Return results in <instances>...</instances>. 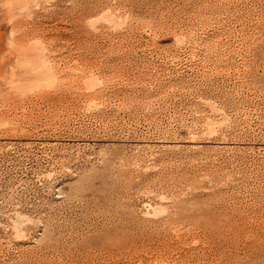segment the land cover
Returning <instances> with one entry per match:
<instances>
[{
  "label": "rangeland",
  "instance_id": "rangeland-1",
  "mask_svg": "<svg viewBox=\"0 0 264 264\" xmlns=\"http://www.w3.org/2000/svg\"><path fill=\"white\" fill-rule=\"evenodd\" d=\"M0 264H264V0H0Z\"/></svg>",
  "mask_w": 264,
  "mask_h": 264
}]
</instances>
